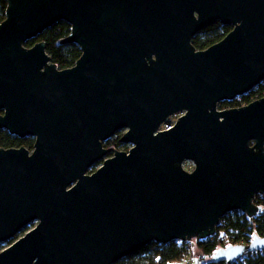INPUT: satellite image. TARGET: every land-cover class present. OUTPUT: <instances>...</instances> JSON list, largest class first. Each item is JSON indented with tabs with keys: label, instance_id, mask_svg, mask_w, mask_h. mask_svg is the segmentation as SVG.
I'll list each match as a JSON object with an SVG mask.
<instances>
[{
	"label": "water",
	"instance_id": "95a60500",
	"mask_svg": "<svg viewBox=\"0 0 264 264\" xmlns=\"http://www.w3.org/2000/svg\"><path fill=\"white\" fill-rule=\"evenodd\" d=\"M5 1L0 129L36 141L31 153L0 148V246L13 241L0 264H118L151 243L208 239L231 212H262L264 98L218 107L264 82V0ZM60 22L71 27L61 44L82 51L64 70L45 42L26 47ZM218 23L232 31L197 50ZM122 131L131 149L108 157ZM260 251L254 234L210 261Z\"/></svg>",
	"mask_w": 264,
	"mask_h": 264
},
{
	"label": "trees",
	"instance_id": "16d2710c",
	"mask_svg": "<svg viewBox=\"0 0 264 264\" xmlns=\"http://www.w3.org/2000/svg\"><path fill=\"white\" fill-rule=\"evenodd\" d=\"M7 3L0 0V24L6 18ZM71 27L65 22H60L44 31L38 38L26 43L27 47H32L38 42L46 43V51L53 62L60 68L66 69L74 66L80 59L82 51L75 44H61L70 34ZM232 31L231 26L220 23L209 27L198 33L193 39V45L197 50H206L216 43L222 41ZM264 98V82L253 89L249 94L242 96L241 101L222 102L220 106L236 104L240 106L243 103L250 104L253 101ZM121 137L110 139L105 143L106 148L115 147L119 149L124 144L121 143ZM0 146H13L11 142L6 143L0 138ZM115 150L113 149V152ZM255 203L262 207V212L255 218L249 219L246 214L241 212H231L224 216L217 229V233L201 242L199 249L204 256L210 257L214 252L228 245L248 244L254 234L264 236V194L255 198ZM189 253L187 242H172L166 245L151 243L135 255L128 257L118 264H174L181 262ZM195 264V261L194 263ZM201 264H215L210 260ZM226 264V263H221ZM232 264H264V251L249 254L242 260Z\"/></svg>",
	"mask_w": 264,
	"mask_h": 264
},
{
	"label": "rangeland",
	"instance_id": "374dc122",
	"mask_svg": "<svg viewBox=\"0 0 264 264\" xmlns=\"http://www.w3.org/2000/svg\"><path fill=\"white\" fill-rule=\"evenodd\" d=\"M242 97H238L237 99H235L233 102L237 103L239 101H241ZM248 104L243 103L240 106H237V104L234 107H231L230 105H225V106H220L218 107L219 110H226V109H232V108H240V107H244ZM125 133V131L119 132L117 133L113 139H116L118 137H122L123 134ZM132 145H124L123 147H120L119 149L115 148V147H111L110 149H115L117 151H124V152H128L131 149ZM108 157H112L111 155H109ZM103 161H101L100 163H98L97 165H95L94 167H92L90 169V171L88 172L89 174L94 173L101 165H102ZM185 169L187 171H193L194 169V164L191 162H188L185 165ZM36 224L32 225L31 228H28V230L32 229ZM26 230V232L28 231ZM25 234V232L21 233V235H19L17 238L23 236ZM16 238V239H17ZM203 240L200 239H193L191 242H187V245L189 247V253L186 255V257L179 263H174V264H193L195 259H198V263L201 264L203 262L209 261L211 259L210 257L204 256L202 254V252L199 249V242H201ZM11 243H13V241L6 243L4 245L0 246V252L3 251L4 249L8 248Z\"/></svg>",
	"mask_w": 264,
	"mask_h": 264
},
{
	"label": "flooded vegetation",
	"instance_id": "af4514ba",
	"mask_svg": "<svg viewBox=\"0 0 264 264\" xmlns=\"http://www.w3.org/2000/svg\"><path fill=\"white\" fill-rule=\"evenodd\" d=\"M27 47V46H26ZM30 48V47H28ZM53 61V60H52ZM54 63V62H53ZM77 63V62H76ZM55 64V63H54ZM76 65V64H75ZM74 65V66H75ZM72 66V67H74ZM58 67V66H57ZM70 67V68H72ZM58 69H60L58 67ZM68 69V68H66ZM60 70H64V69H60ZM3 114V113H2ZM0 138L3 139L4 141H6V143H9L11 142L13 144V146H10V147H3V146H0V148H4V149H19V148H26L30 153L33 152L34 150V144H35V137H31V136H28V137H25V138H21L17 135H12L9 133V131L5 130V129H0ZM113 138V137H112ZM111 138V139H112ZM104 147H105V144H104ZM106 148V147H105ZM107 149H110V148H107ZM112 152L109 154L111 156H113V149H111ZM108 155V156H109Z\"/></svg>",
	"mask_w": 264,
	"mask_h": 264
},
{
	"label": "built area",
	"instance_id": "2783aa9c",
	"mask_svg": "<svg viewBox=\"0 0 264 264\" xmlns=\"http://www.w3.org/2000/svg\"><path fill=\"white\" fill-rule=\"evenodd\" d=\"M182 114H179V115H176V116H173V117H170L169 119H167L160 127L159 131H168L170 130L171 128H173L177 122V120L179 119V117L181 116ZM188 162L184 163L183 167L185 169V165L187 164ZM186 170V169H185ZM194 170V169H193ZM189 172H192V171H189Z\"/></svg>",
	"mask_w": 264,
	"mask_h": 264
}]
</instances>
